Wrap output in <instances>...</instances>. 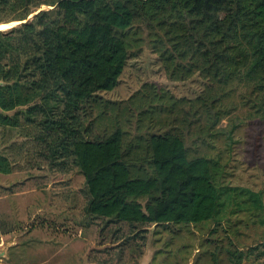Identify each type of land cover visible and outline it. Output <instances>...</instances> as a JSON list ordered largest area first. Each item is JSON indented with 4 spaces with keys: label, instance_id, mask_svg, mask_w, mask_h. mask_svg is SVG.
<instances>
[{
    "label": "trees",
    "instance_id": "16d2710c",
    "mask_svg": "<svg viewBox=\"0 0 264 264\" xmlns=\"http://www.w3.org/2000/svg\"><path fill=\"white\" fill-rule=\"evenodd\" d=\"M12 22L0 29V137L22 121L49 165L77 168L81 221H99L108 254L136 262L149 226L264 227V188L234 185L227 172L241 122L264 123V0H0V24ZM143 43L167 80L197 78L213 154L188 155L191 117L181 127L166 119L192 99L152 81L122 101L99 94ZM12 165L0 152V173ZM226 238L229 264H264V239ZM209 256L202 263L217 264Z\"/></svg>",
    "mask_w": 264,
    "mask_h": 264
},
{
    "label": "rangeland",
    "instance_id": "374dc122",
    "mask_svg": "<svg viewBox=\"0 0 264 264\" xmlns=\"http://www.w3.org/2000/svg\"><path fill=\"white\" fill-rule=\"evenodd\" d=\"M43 8L46 6H41ZM15 24L17 23L0 24V29H8ZM156 59L143 43L138 55L127 61L116 88L99 94L109 100L122 101L139 89L142 83L152 81L169 88L176 97L192 99L175 104L176 107L172 104L171 107L175 110L166 115V119L172 123L171 118L174 117V124L181 127L182 121L191 117V126L184 133L188 155L213 154V149H210L214 144L213 138L205 136L202 131L204 129L207 133L210 132L207 129L209 119L206 109L203 107L202 110L195 111L193 98L198 90L197 78L185 82L169 81ZM177 118L179 122L176 121ZM227 123L224 118L215 127L225 126ZM26 125L21 121L19 126L7 128L0 137V152L13 164L12 173L6 177L7 185H3V178L0 181V263L73 264L78 256H84L91 249L90 245L94 246L93 243L99 240L100 223L97 220L81 221L85 199L81 192L83 178L77 168L71 163L64 164L63 168L49 165L44 156H41L39 144L32 139L34 133L31 130L28 132ZM234 136L236 143L227 170L230 182L254 190L263 189L264 123L245 118ZM5 193L12 194L13 197L10 215H6L5 211ZM246 222L243 220L241 223L233 218L231 223L223 226L212 223L149 226L145 245L147 255L152 250L160 251L154 254L153 264H187L189 258L191 264H203L204 261L209 262V254L214 252L218 255L217 264H229L223 250L228 246L226 237L243 247L264 239V227H254ZM150 233L154 234L151 236ZM74 239L81 240L76 242L77 253L74 250L64 253L65 247L70 248L68 244L75 242ZM105 241L102 249L111 245L109 236L105 237ZM55 243H65L67 246L54 251L52 244ZM138 251L139 248L136 247L135 252ZM107 254L103 253V264L133 263L125 259L118 261L114 255ZM199 256L201 258L198 261Z\"/></svg>",
    "mask_w": 264,
    "mask_h": 264
},
{
    "label": "crops",
    "instance_id": "0c3cea01",
    "mask_svg": "<svg viewBox=\"0 0 264 264\" xmlns=\"http://www.w3.org/2000/svg\"><path fill=\"white\" fill-rule=\"evenodd\" d=\"M7 175H9V174H1L0 173V181H1V178H3V180L5 181L4 182V186H6L7 185V179H6V177H7ZM3 176V177H2ZM2 185V184H1ZM11 191V190H10ZM11 193V192H10ZM9 196H11L10 198H9ZM4 198H5V211H6V215L8 214V215H10L11 213H12V194H6L5 193V195H4ZM7 198H9V199H7ZM6 204H8V205H6ZM10 208V209H9ZM7 209H9L10 210V212H9V210H8V212H7ZM9 220V222H11V219L9 218L8 219ZM151 234V236L154 234V233H150ZM117 237V236H116ZM101 239V238H100ZM77 240H79V239H74V241L75 242H70L69 244H68V246L70 247V248H68V247H65V251H64V253H68L70 250H74V252H76L77 253V251H76V248H77ZM83 240V239H82ZM94 240H95V238H94ZM79 241H81V240H79ZM101 241H104V240H102L101 239ZM101 241H95V243H93L94 244V246L93 245H90L91 247V249H89V250H87L83 255L84 256H78V258L75 260V262L73 263V264H103L104 263V258L105 257H103V253L104 254H107L108 253V251L106 250V247L104 248V249H102L103 247V244L105 243V242H103V243H100ZM67 246V244H65V243H63V244H57V243H55V244H52V246H53V249H54V251L55 250H57V251H59L61 248H63L64 246ZM114 246V245H113ZM146 247V246H145ZM144 247V251H143V253L141 254V256H140V258L135 262H133L132 264H153V261H154V254L155 253H158V252H160V251H156V250H152L148 255H147V253H148V251H147V248H145ZM72 248V249H71ZM56 251V252H57ZM114 252H116V250H114L113 252H111V254L112 255H114L115 256V253ZM78 254H81L80 252L78 253ZM110 254V255H111ZM108 255V254H107ZM116 259V258H115ZM117 260V259H116ZM190 258H189V262L187 263V264H191V262H190ZM61 261V260H60ZM57 262V261H56ZM59 264H65L64 262H60ZM123 264H127V262H125V263H123Z\"/></svg>",
    "mask_w": 264,
    "mask_h": 264
}]
</instances>
